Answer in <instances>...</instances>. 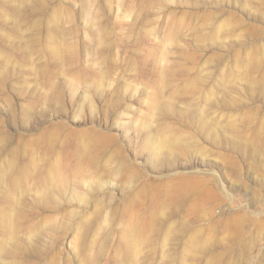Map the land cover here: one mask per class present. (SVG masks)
<instances>
[{
  "label": "rangeland",
  "instance_id": "rangeland-1",
  "mask_svg": "<svg viewBox=\"0 0 264 264\" xmlns=\"http://www.w3.org/2000/svg\"><path fill=\"white\" fill-rule=\"evenodd\" d=\"M0 264H264V0H0Z\"/></svg>",
  "mask_w": 264,
  "mask_h": 264
}]
</instances>
